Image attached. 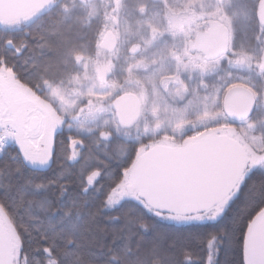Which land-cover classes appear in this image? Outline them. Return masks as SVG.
I'll list each match as a JSON object with an SVG mask.
<instances>
[{
	"label": "trees",
	"instance_id": "1",
	"mask_svg": "<svg viewBox=\"0 0 264 264\" xmlns=\"http://www.w3.org/2000/svg\"><path fill=\"white\" fill-rule=\"evenodd\" d=\"M242 1L248 18L236 36L241 46H249L255 34L264 33L261 0ZM74 6L71 0H52L27 18L0 19V68L6 66L19 81L46 94L45 85L61 83L77 55L97 54L103 47L99 38L107 31L103 16L91 19L82 6ZM248 72L241 70L244 75ZM90 116V121L96 119ZM111 118L107 115L101 120ZM101 120L85 133L78 132L71 119L63 120L55 135V153L46 168L29 165L16 144L0 146V202L11 209L14 219L10 221L23 241L20 255L27 253L26 264H48L53 258H58L59 264H189L185 250L202 257L203 234L220 229L231 232L230 219L255 213L256 202L264 198V171L254 169L215 225L164 220L158 215L160 211L150 210L143 199L144 204L129 198L108 208L107 195L132 169L144 151L140 152V146L146 137L140 142L114 129L107 136L104 132L109 125ZM136 125L130 127L135 129ZM72 136L77 144L72 143ZM38 184L43 187L38 188ZM46 246L53 247L47 255L35 251ZM221 260H226L223 253ZM19 264H25L23 258Z\"/></svg>",
	"mask_w": 264,
	"mask_h": 264
},
{
	"label": "rangeland",
	"instance_id": "2",
	"mask_svg": "<svg viewBox=\"0 0 264 264\" xmlns=\"http://www.w3.org/2000/svg\"><path fill=\"white\" fill-rule=\"evenodd\" d=\"M71 1L74 7L82 6L91 19L103 16L101 21L107 31L99 42L106 41L107 44L94 56L77 55L71 64V71L65 74L61 83L52 81L45 85L46 94H40L19 81L11 69L1 67V147L16 144L29 165L46 168L52 159L41 165L25 155L30 141L39 140L46 149H50L63 120L71 119L77 124V131L85 133L96 120L98 122L102 117L112 115L111 119L101 120L106 123L104 125H109L104 134L110 136L114 129V132L128 139L140 141L144 136L146 141L140 146V152L155 144L187 143L212 130H221L225 134L231 131L247 148L245 176L254 169L264 171V165H252L250 161L253 155L264 156V70L259 67L263 64L264 33L255 34L252 37L254 43L249 46H241L236 30L242 28L248 18L244 1ZM211 18L228 27V47L217 59H211L206 52L204 56L195 54L192 57V39L200 29L208 26L206 21ZM171 29H177L178 34L169 40ZM108 30L115 36L113 50H110ZM164 37L168 39L166 45L169 42L173 44L171 48H159L157 38ZM193 58L197 65L193 64ZM207 59H210L209 63L201 65ZM252 60L255 65L258 62L256 66L249 64ZM241 70L249 72L244 75ZM191 81L194 82L192 92L188 90ZM232 82L261 92L256 111L251 118L242 122H233L215 103L217 91ZM126 91L138 93L143 102L142 114L135 129L130 126V129L122 128L118 122L114 100ZM90 114L96 119L90 121ZM34 116L39 119V125L36 129H30L28 119ZM75 137L72 136L71 141L77 144ZM129 183L130 170L120 184ZM129 198L144 204L138 191L130 193L128 190L118 203L107 204V207L112 208ZM0 213L4 220L6 218L16 252L20 242L16 229L10 219L3 212ZM169 214L168 211L158 212L160 217ZM163 219L177 223L172 219ZM192 222L196 221L181 223Z\"/></svg>",
	"mask_w": 264,
	"mask_h": 264
},
{
	"label": "water",
	"instance_id": "3",
	"mask_svg": "<svg viewBox=\"0 0 264 264\" xmlns=\"http://www.w3.org/2000/svg\"><path fill=\"white\" fill-rule=\"evenodd\" d=\"M51 0H0V19L12 21L30 16L42 9ZM261 19L264 24V0L261 2ZM210 29L204 32L196 43L200 50H211L215 57L228 45L225 26H216L210 20ZM109 40L113 36L109 33ZM106 42L103 43L105 45ZM253 92L243 87L225 95L227 115L234 121L248 118L238 115L251 102ZM114 105L122 125H132L140 116L141 102L133 93L118 97ZM39 119H29V128L36 129ZM199 149L197 152L192 150ZM237 162L245 172L247 152L245 147L230 134L217 131L208 133L198 140L181 146L159 144L144 151L135 161L130 179V192L136 189L139 196L157 210H166L163 205L176 202L183 205L199 185L204 183L220 163ZM193 214L189 213L188 215ZM0 213V264H14V249L9 230Z\"/></svg>",
	"mask_w": 264,
	"mask_h": 264
},
{
	"label": "snow or ice",
	"instance_id": "4",
	"mask_svg": "<svg viewBox=\"0 0 264 264\" xmlns=\"http://www.w3.org/2000/svg\"><path fill=\"white\" fill-rule=\"evenodd\" d=\"M259 67L264 70V64ZM244 85L239 82L228 83L222 89L217 91L216 101L225 113L228 108L224 103L226 94L243 88ZM254 91L251 98L250 106L238 113V115L251 118L256 110V101L260 99L261 92ZM193 152L199 149L192 150ZM55 153V139L50 149H46L39 140L29 142V149L25 152L27 158L31 161L38 162L41 165L47 164ZM252 165H264V156L253 155L250 158ZM246 176L241 165L237 162L220 163L209 176V178L194 189L191 196L187 198L183 205L171 202L163 205L169 211V216L161 217L175 220L177 223L196 221L199 223L218 224L222 220L231 207L232 202L238 197L240 190L244 186ZM92 183V178H88V184ZM38 188L43 185H37ZM130 190V185L120 184L114 187L107 195V204L113 205L118 203L124 196L125 192ZM86 191V189H85ZM257 211L249 212L247 216L230 219L231 232L226 229L210 230L203 234V256L192 255L190 250L186 249L185 260L189 264H264V198L259 199L255 205ZM0 212H3L9 219H14L11 215V209L0 202ZM171 213H175L172 215ZM189 213L193 215L189 216ZM254 216V218H253ZM119 219V217H113ZM15 227V226H14ZM145 228L147 225L144 226ZM17 239L19 232L17 231ZM225 239L227 244L225 245ZM201 241V237H197V242ZM71 243V240L69 241ZM23 248V241L19 242V249L13 253L14 264H19L21 258L27 262V253L20 252ZM36 252L44 251L49 254L53 251V247L46 246L41 249L37 247ZM224 254L226 260H221ZM48 264H59L58 258L51 259Z\"/></svg>",
	"mask_w": 264,
	"mask_h": 264
},
{
	"label": "flooded vegetation",
	"instance_id": "5",
	"mask_svg": "<svg viewBox=\"0 0 264 264\" xmlns=\"http://www.w3.org/2000/svg\"><path fill=\"white\" fill-rule=\"evenodd\" d=\"M215 21H217L216 19H215ZM206 23L208 24V26L206 27V28H204V29H200V32H198L194 37H193V46H192V50L193 51H191L192 52V57L195 55V54H198V55H203L205 52L206 53H208L209 54V57L211 58V59H217V58H219L223 53H220V54H218L217 56H215V57H212L211 56V51L210 50H200L197 46H196V43H197V41L199 40V36L201 35V34H203L204 32H206L207 30H209L210 29V26H211V24H210V22L209 21H206ZM218 24V23H217ZM216 24V25H217ZM218 26V25H217ZM172 31H170V38H168L169 40H171V39H173V37H176V35L178 34V30L177 29H171ZM261 33H263V32H261ZM168 39L167 38H165L164 37V39H162V38H157V41L160 43L159 44V48H164L165 46H169L168 48H171L172 46H173V44L171 45L170 44V42H169V45H166V43L168 42ZM114 42V41H113ZM163 43H165V45L163 46ZM113 44V43H112ZM167 47H165V48H167ZM114 49V44H113V47H111V45H110V50H113ZM255 52V51H254ZM254 55H256V52L254 53ZM112 56H113V58L115 57V55L114 54H112ZM204 56V55H203ZM209 60L210 59H207V61L205 60L203 63H201V65H206L207 63H209ZM195 62V63H194ZM258 63V62H257ZM257 63H256V65H257ZM193 64L195 65L196 64V61H195V58H193ZM249 64H253L254 66H256L255 64H254V62H253V60H252V62L251 63H249ZM197 65V64H196ZM161 81H163V79H161ZM207 81L209 82L210 81V78H208L207 79ZM193 86H194V82L193 81H191V83L190 84H188V90L190 91V92H192L193 91ZM194 93V92H193ZM255 94V93H254ZM140 97V96H139ZM140 101H141V106H142V108H143V102H142V100H141V98H140ZM257 104H258V100L256 101V109H257ZM256 111V110H255ZM254 111V112H255Z\"/></svg>",
	"mask_w": 264,
	"mask_h": 264
}]
</instances>
